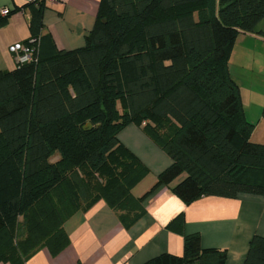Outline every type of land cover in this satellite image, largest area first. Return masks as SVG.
Here are the masks:
<instances>
[{
  "label": "trees",
  "instance_id": "1",
  "mask_svg": "<svg viewBox=\"0 0 264 264\" xmlns=\"http://www.w3.org/2000/svg\"><path fill=\"white\" fill-rule=\"evenodd\" d=\"M28 6L24 43L38 39L35 59L0 71V263L26 264L43 247L61 251L66 219L100 199L129 227L161 186L186 204L264 196V143L251 140L255 124L229 70L238 34L262 33L264 0H102L74 50L58 49L44 33V1ZM132 122L172 160L139 197L132 189L149 168L118 139ZM184 221L179 214L168 228L182 232ZM227 257L192 233L182 255L141 264ZM243 264H264V235L252 237Z\"/></svg>",
  "mask_w": 264,
  "mask_h": 264
},
{
  "label": "crops",
  "instance_id": "2",
  "mask_svg": "<svg viewBox=\"0 0 264 264\" xmlns=\"http://www.w3.org/2000/svg\"><path fill=\"white\" fill-rule=\"evenodd\" d=\"M101 1L46 2L44 33L51 35L58 49L82 47L94 28ZM0 7L12 9L7 22L0 26V71L13 70L18 63L10 46L30 38L31 10L26 0H0ZM260 31L261 34L240 32L229 60L230 73L240 86L246 118L255 124L251 135L254 142L264 140V136L254 139L257 131H264V81H255L254 71L256 65L261 66L264 56V31ZM118 139L149 168L148 175L132 189L133 194L139 188L142 190L134 195L139 197L152 187L172 160L135 122L122 128ZM142 206L144 215L129 227L103 199L89 208L76 210L63 224L68 245L57 253L40 248L26 264H141L165 252L182 255L184 235L192 233L200 235L203 247L227 249L226 264H243L252 237L264 235L262 195L203 196L186 204L169 187L161 186ZM182 213V232L168 228Z\"/></svg>",
  "mask_w": 264,
  "mask_h": 264
},
{
  "label": "built area",
  "instance_id": "3",
  "mask_svg": "<svg viewBox=\"0 0 264 264\" xmlns=\"http://www.w3.org/2000/svg\"><path fill=\"white\" fill-rule=\"evenodd\" d=\"M41 1H44L45 3H56L58 0H26L28 4H37ZM11 11L12 9L9 7H0V19L7 17ZM37 40L38 39L33 38L31 40L33 44L18 42L10 46V51L14 53L18 64L28 63L35 59V54L37 52V44H34V42H37Z\"/></svg>",
  "mask_w": 264,
  "mask_h": 264
},
{
  "label": "rangeland",
  "instance_id": "4",
  "mask_svg": "<svg viewBox=\"0 0 264 264\" xmlns=\"http://www.w3.org/2000/svg\"><path fill=\"white\" fill-rule=\"evenodd\" d=\"M259 30H257V31H260V30H263L264 31V20L260 23V25H259V28H258ZM257 33H260V32H257ZM261 34V33H260ZM264 34V33H263ZM260 63H261V66L260 65H256L255 66V81H257V82H259V81H261V83L264 81V56H262L261 57V61H260ZM249 80V79H248ZM242 83H244V84H247V83H245V82H242ZM262 127V126H261ZM263 136H264V131H262V132H260V130L259 131H257V133L254 135V139H257V137H260V138H263ZM252 141H255V140H252ZM264 140H262L261 142H263ZM59 158V154L57 153V154H55L54 156H53V158H52V160L54 161V160H57ZM140 189V188H139ZM139 189H137L136 191H134V195H139V193L142 191H140ZM22 219V218H21Z\"/></svg>",
  "mask_w": 264,
  "mask_h": 264
},
{
  "label": "water",
  "instance_id": "5",
  "mask_svg": "<svg viewBox=\"0 0 264 264\" xmlns=\"http://www.w3.org/2000/svg\"><path fill=\"white\" fill-rule=\"evenodd\" d=\"M105 21H106V20H105ZM91 127H92L91 123H87V124L84 126L85 129H90Z\"/></svg>",
  "mask_w": 264,
  "mask_h": 264
}]
</instances>
